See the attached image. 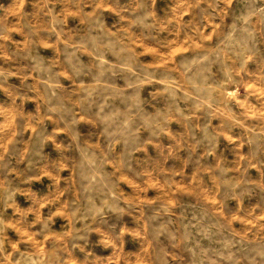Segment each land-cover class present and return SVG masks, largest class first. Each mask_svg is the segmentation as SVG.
Instances as JSON below:
<instances>
[{
	"label": "clouds",
	"instance_id": "clouds-1",
	"mask_svg": "<svg viewBox=\"0 0 264 264\" xmlns=\"http://www.w3.org/2000/svg\"><path fill=\"white\" fill-rule=\"evenodd\" d=\"M0 264H264V0H0Z\"/></svg>",
	"mask_w": 264,
	"mask_h": 264
}]
</instances>
